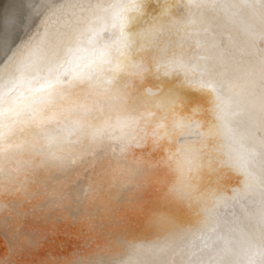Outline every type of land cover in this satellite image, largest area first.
Instances as JSON below:
<instances>
[{
  "label": "snow or ice",
  "instance_id": "snow-or-ice-1",
  "mask_svg": "<svg viewBox=\"0 0 264 264\" xmlns=\"http://www.w3.org/2000/svg\"><path fill=\"white\" fill-rule=\"evenodd\" d=\"M191 5L187 19L165 22L147 16L146 0H0V151L19 132L86 116L138 84L144 109L125 126L171 114L198 140L173 147L161 123L153 131L151 172L130 173L127 185L114 180L83 212L103 208L123 219L132 208L150 220H179L182 232L204 238L211 227L218 244L183 255V264H264V0ZM122 74L125 88L117 84ZM181 87L209 103L186 99ZM129 147L98 139L93 159ZM203 155L242 181L231 194L219 192L210 208L193 203L188 183ZM55 179L46 181L48 190ZM65 199L39 203L60 216L72 210ZM56 222L43 229L47 239Z\"/></svg>",
  "mask_w": 264,
  "mask_h": 264
},
{
  "label": "clouds",
  "instance_id": "clouds-1",
  "mask_svg": "<svg viewBox=\"0 0 264 264\" xmlns=\"http://www.w3.org/2000/svg\"><path fill=\"white\" fill-rule=\"evenodd\" d=\"M191 7V0H146L145 11L147 16L167 22L187 19ZM164 9L168 14L163 13ZM127 81L128 77L122 74L118 87L125 88ZM178 91L188 100L209 103L208 97L191 88L181 87ZM143 109L141 88L134 84L127 86L113 103L86 116L71 114L61 122L26 129L5 141L13 146L0 151V264H173L174 259L175 264H183V255L205 253L218 244L211 227L206 238L191 236L182 232L177 222L150 220L147 214L137 215L132 208L122 220L90 221L87 232L75 243L63 241L55 247L44 236V228L35 227L56 220L48 233L54 238L66 235L64 229L79 228L82 224L71 213L58 216L50 211V205L42 208L39 202L50 195L46 185L49 178L87 162L105 160L112 171H125L135 165L136 174L148 175L155 164V156L149 155L153 131L161 123L166 125L173 147L198 140L178 127L171 114L163 121L154 117L142 119L134 127L124 125L127 118ZM98 139L108 144L115 142L117 147L122 140L130 141V147L127 152L117 151L94 160L92 148ZM208 161L209 157L203 155L188 181L193 203L201 208L213 207L219 192L228 190L231 194V188L242 183L239 172ZM38 211L43 215L38 216ZM148 230L152 232L151 238L145 235Z\"/></svg>",
  "mask_w": 264,
  "mask_h": 264
},
{
  "label": "bare ground",
  "instance_id": "bare-ground-1",
  "mask_svg": "<svg viewBox=\"0 0 264 264\" xmlns=\"http://www.w3.org/2000/svg\"><path fill=\"white\" fill-rule=\"evenodd\" d=\"M111 159V156L107 158ZM136 166L133 165L125 171H112L109 167L107 160L101 162H87L75 170L69 171L63 175L56 176L53 181V185L49 190V196H59L63 194L66 198L65 203H69L72 207L71 214L77 216L82 220V224L79 228L64 229L67 234H58L56 237L49 239L51 246L55 247L56 244L67 241L69 243H75L77 238L84 232H87L90 221L96 218L104 220H122L117 218L116 215H110L106 213L103 208L98 210L83 212V206L91 204L94 199H97L99 190H107L114 180H120L123 185H127V176L130 173H136ZM133 189L127 188L126 194H130ZM80 206L81 211H76L75 207ZM179 220H177V223ZM51 222L47 224H36L35 227L48 228ZM54 226L51 227L50 231ZM63 227V226H61ZM130 227H134L130 226ZM145 235L151 238L152 232L148 230Z\"/></svg>",
  "mask_w": 264,
  "mask_h": 264
}]
</instances>
